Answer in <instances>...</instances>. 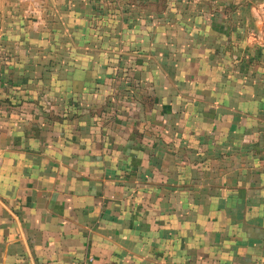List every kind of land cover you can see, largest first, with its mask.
I'll return each mask as SVG.
<instances>
[{
    "label": "crops",
    "instance_id": "0c3cea01",
    "mask_svg": "<svg viewBox=\"0 0 264 264\" xmlns=\"http://www.w3.org/2000/svg\"><path fill=\"white\" fill-rule=\"evenodd\" d=\"M264 0H0V264H264Z\"/></svg>",
    "mask_w": 264,
    "mask_h": 264
},
{
    "label": "built area",
    "instance_id": "2783aa9c",
    "mask_svg": "<svg viewBox=\"0 0 264 264\" xmlns=\"http://www.w3.org/2000/svg\"><path fill=\"white\" fill-rule=\"evenodd\" d=\"M263 36H264V30H263ZM90 261H91V258H88L86 260L76 261L73 264H89Z\"/></svg>",
    "mask_w": 264,
    "mask_h": 264
}]
</instances>
